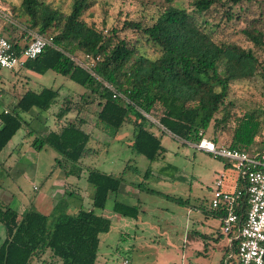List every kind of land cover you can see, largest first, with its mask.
<instances>
[{
	"label": "trees",
	"instance_id": "16d2710c",
	"mask_svg": "<svg viewBox=\"0 0 264 264\" xmlns=\"http://www.w3.org/2000/svg\"><path fill=\"white\" fill-rule=\"evenodd\" d=\"M97 1L71 0L69 11L63 12L46 0H21V10L30 18V29L51 41L37 57L26 59L22 67L37 73L52 70L95 94L100 107L97 122L114 129L131 122V149L149 160L160 157L163 147L160 137L145 125L148 121L145 114L153 116L163 131L185 141L198 142L199 132L204 135L214 122L212 127L230 132L226 145L229 148L253 153L263 148L264 144L255 146L262 125L260 114L256 111L233 114L227 96L232 81L248 78L256 71L264 76V56L259 59L253 48L215 39L204 26L206 20H201L202 14L221 6L224 21H229L232 9L242 0H191V10L175 5L174 0H162L151 22L125 19L120 28L113 26L106 33L83 19V14ZM125 30H131L135 39L120 35ZM243 32L255 48L264 52L263 28L253 24ZM142 40L154 47L155 57L140 52L137 44ZM10 42L17 50L21 48L19 42ZM78 52L100 55L93 68L96 75L72 60L71 56ZM105 82L120 95L113 97ZM58 97L59 91L51 87L27 90L16 106L22 111L47 110L57 103ZM62 101L56 127L36 138L33 146L36 150L49 146L65 160L77 163L93 152L87 147L90 135L82 129L81 119L60 122L73 108L79 110L70 97H63ZM218 113L221 115L217 118ZM230 121L235 123L233 129L229 128ZM22 123L13 111L0 113V152ZM211 140L219 143L215 138ZM87 181L94 186L92 206L100 209L105 207L109 193L117 192L121 182L112 174L95 169L88 172ZM243 186L240 181L239 188ZM246 207L239 202L235 208L244 216ZM113 210L132 218L139 212L138 206L117 200L113 202ZM0 224L5 230L0 264H30L46 250L60 264H95L99 234L110 228V220L92 210L56 213L49 226L48 216L37 209L29 208L19 214L2 203ZM234 235L233 229L229 233L230 248L236 256L238 240Z\"/></svg>",
	"mask_w": 264,
	"mask_h": 264
},
{
	"label": "rangeland",
	"instance_id": "374dc122",
	"mask_svg": "<svg viewBox=\"0 0 264 264\" xmlns=\"http://www.w3.org/2000/svg\"><path fill=\"white\" fill-rule=\"evenodd\" d=\"M191 0H174V4L191 10ZM21 0H0V35L22 46L35 32L30 29V18L20 7ZM63 12L70 9L71 0H46ZM162 0H98L84 14L83 19L103 32L111 27L120 28L125 19L151 22L162 5ZM224 8L216 6L202 14L201 20L206 30L215 39H224L245 48H253L255 55L263 59L264 52L253 46L243 32L249 26H260L264 30V0H242L232 9V17L224 21ZM238 16V17H237ZM223 19V21H220ZM129 38L135 36L131 30L120 32ZM141 53L149 57L157 55L154 47L144 40L137 44ZM75 56L81 57L78 52ZM51 87L59 91L57 103L47 110L32 108L22 111L16 103L27 90L38 91ZM70 97L79 110L72 109L60 122L68 118L82 120V129L89 133L87 147L92 154L77 163L65 160L49 146L36 150L33 141L43 137L46 129H53L58 122L57 111L63 103V97ZM227 101L231 111L241 115L245 111H256L261 117V128L256 137L255 146L264 144V76L260 71L244 79L231 82ZM99 98L69 77L47 70L37 73L24 67L0 69V113L4 110L18 114L23 123L0 153V203L24 212L37 209L36 196L45 192L52 181L55 184L52 201L57 202L54 212L47 213L51 226L56 213H77L78 209L92 210L96 215L110 220L107 232L99 234V247L95 264H177L181 255L182 239L195 231H206L201 223L214 231V242H227L222 254H210L207 257L189 258L190 264H223L231 254L228 235L221 231L216 234L218 222L211 215L210 200L213 190V178L217 171L228 162L224 158L196 148V142L179 139L163 131L157 120L145 114V125L159 137L163 153L155 160L131 149L133 125L125 122L118 129L106 127L96 120L99 110ZM220 113L216 117H220ZM133 120V116L130 115ZM150 122L152 124L150 125ZM206 129L204 136L216 139L217 146L227 145L230 132L212 127ZM234 121L229 128L233 129ZM228 128V127H227ZM44 131V132H43ZM112 174L124 184L139 188V193L118 199L129 204H137L143 210L138 218L126 217L113 210L114 195H109L105 207L92 206L94 186L87 181L90 170ZM236 170V169H235ZM234 166L225 171L224 179L235 176ZM237 171V170H236ZM56 180V181H55ZM77 206V208H74ZM64 207V208H62ZM44 213H46L44 211ZM218 231V230H217ZM5 230L0 224V244ZM210 244L211 240H207ZM212 246H215L212 244ZM220 247V246H218ZM195 259V260H194ZM30 264H60V261L46 250ZM227 264H230L227 261Z\"/></svg>",
	"mask_w": 264,
	"mask_h": 264
},
{
	"label": "built area",
	"instance_id": "2783aa9c",
	"mask_svg": "<svg viewBox=\"0 0 264 264\" xmlns=\"http://www.w3.org/2000/svg\"><path fill=\"white\" fill-rule=\"evenodd\" d=\"M51 45L49 38L33 32L28 42L19 50L5 37L0 35V69L23 66L26 59L37 57L46 46ZM72 60L83 69L96 75L93 68L100 55L83 53L81 57L71 56ZM105 85L113 92V97L120 95L108 83ZM7 112V110H4ZM200 139L196 148L227 160L238 172V178L244 182L243 188L233 190L223 189L224 175L220 174L214 180L210 200L213 211H223L221 214V231L228 235L234 229V238L238 240V253H233L223 264H264V145L258 152H247L216 143L199 132ZM239 202L246 204L244 216L236 211ZM124 264L128 260L123 261Z\"/></svg>",
	"mask_w": 264,
	"mask_h": 264
},
{
	"label": "crops",
	"instance_id": "0c3cea01",
	"mask_svg": "<svg viewBox=\"0 0 264 264\" xmlns=\"http://www.w3.org/2000/svg\"><path fill=\"white\" fill-rule=\"evenodd\" d=\"M49 130L46 129L45 132L43 131L44 134L42 136H44ZM230 166H231V164L229 162H227V163L225 162L224 168L215 173L213 181H212L213 187H214V180L220 174H223L225 177L226 176L225 171ZM234 170H235V168H234ZM239 185H240V180L238 178V172L235 170L234 178L231 180L223 179V186L222 187L225 190H233L234 188L239 187ZM54 189H55V184H54V182L51 181L48 184V186L46 187L45 192H40L38 194V196H36V198H35L37 208L42 213H44V211H45L46 213H44V214H46V215H47V213H49V214L52 213L56 208L55 205L57 204V202L52 201V196L54 195V193H53ZM117 193H119L120 195L124 196L127 199L132 198L131 195H136L137 193H139V188L136 187L135 185H132V184L128 185V184H124V182H120V185H119L117 192H115V193L111 192V193H109V195H111V194L114 195V201L117 200V201H120V202L128 204V205L138 206L137 204H129L127 202L121 201V199L119 200ZM62 208H64V207H62ZM74 208H77V206H75ZM138 208H139V206H138ZM14 210H16L19 214L22 213L21 211H19V209L18 210L14 209ZM79 210H82V209H78L77 211H79ZM142 211L143 210H141V208H139V212H138V215L136 218H138L139 214ZM211 215L216 217L217 222H218L216 234L221 235V232H220L221 214L218 211L212 210ZM200 223H201V227H203V228L205 227L207 230L206 231H195L193 236H189V233H187L184 236V238L182 239L181 255H180V257L177 258L178 259L177 264H190V262H188L187 260L190 257L191 258H198L199 255H204L207 257L210 254H217L218 253L219 256L222 257V254L225 252L227 242L225 241L221 244H219L217 241L214 242V240H216V238L213 237L214 231H212V229L210 230L211 225H208V224L202 223V222H200ZM208 239L211 240V242H212L211 244H210V242L209 243L207 242ZM228 242H229V239H228ZM212 244H214L215 246H212ZM218 246H220V247H218ZM228 246H230V242H229ZM230 250H231V248H230ZM231 255H232V251H231L230 256ZM230 256H227V257H230ZM228 260H230V258Z\"/></svg>",
	"mask_w": 264,
	"mask_h": 264
}]
</instances>
